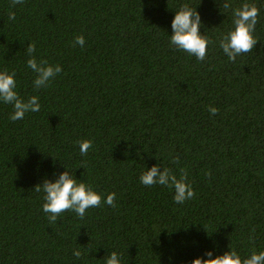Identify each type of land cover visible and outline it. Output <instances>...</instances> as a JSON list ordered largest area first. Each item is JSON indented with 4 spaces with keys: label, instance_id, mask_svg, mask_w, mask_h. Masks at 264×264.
<instances>
[{
    "label": "trees",
    "instance_id": "obj_1",
    "mask_svg": "<svg viewBox=\"0 0 264 264\" xmlns=\"http://www.w3.org/2000/svg\"><path fill=\"white\" fill-rule=\"evenodd\" d=\"M251 2L260 40L232 62L219 47L233 28L223 0H0V71L15 70L20 96L41 105L12 121L0 101V264H106L112 251L121 264H191L209 250H264V0ZM183 3L214 41L203 61L170 43ZM31 42L38 60L62 66L47 88L33 85ZM156 164L187 169L194 199L143 185ZM67 168L104 199L50 224L35 186Z\"/></svg>",
    "mask_w": 264,
    "mask_h": 264
},
{
    "label": "clouds",
    "instance_id": "obj_2",
    "mask_svg": "<svg viewBox=\"0 0 264 264\" xmlns=\"http://www.w3.org/2000/svg\"><path fill=\"white\" fill-rule=\"evenodd\" d=\"M23 3L24 0H12L13 7ZM221 7L224 10H231L233 28L219 40V47L230 61L235 62L238 56L251 52L260 40L255 34L260 9L251 0H243L238 7H233L231 0H223ZM175 12L172 21L173 32L170 35L171 45L187 52L199 61L205 60L208 55V46L214 41L210 36L201 32L203 22L198 7L183 3ZM8 18L15 20V12H9ZM75 44L83 47L85 44L84 36H77ZM26 51L30 56L27 60V66L36 74L33 81L34 87L36 89L49 87L51 81L62 71V66L51 64L46 59L38 60L34 55L36 46L33 42L27 46ZM0 101L12 105L13 113L10 116L12 121L22 120L26 113L38 112L41 107L38 96L33 95L27 99L20 96L17 91L15 70L11 72L7 69L0 71ZM208 110L213 116L219 112V109L213 106H209ZM78 143L81 155H87L93 141L85 139ZM178 159V157L174 158L173 163H178ZM206 175L210 177L211 171ZM140 182L149 187L158 184L174 189L173 200L177 204L192 200L196 195L185 168H181L180 174L177 176L171 168L164 167L161 171L160 165L156 164L142 173ZM35 191L44 193L43 211L48 214L50 224H54L57 218L66 211H72L83 219L89 208L99 207L104 199L103 194L96 191L92 186L82 180L78 181L68 168L59 174L54 181L45 179L43 183L37 184ZM115 195V193L108 194L104 203L116 207ZM252 232H255L254 228ZM249 238L254 239V236ZM73 255L79 260L83 253L80 249H75ZM206 256L207 259L204 256L196 257L191 264H264V250L256 251L253 249L250 255L242 256L235 247L230 246V250L221 255L214 257L213 252L209 250L206 252ZM106 264H121L120 254L112 251L107 256Z\"/></svg>",
    "mask_w": 264,
    "mask_h": 264
}]
</instances>
